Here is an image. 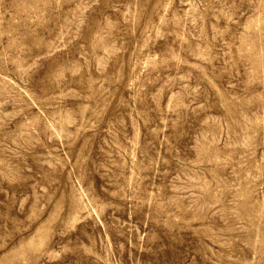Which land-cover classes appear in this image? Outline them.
I'll return each mask as SVG.
<instances>
[{
	"label": "rangeland",
	"instance_id": "374dc122",
	"mask_svg": "<svg viewBox=\"0 0 264 264\" xmlns=\"http://www.w3.org/2000/svg\"><path fill=\"white\" fill-rule=\"evenodd\" d=\"M0 264H264V0H0Z\"/></svg>",
	"mask_w": 264,
	"mask_h": 264
}]
</instances>
